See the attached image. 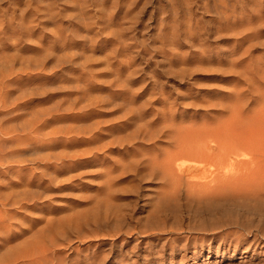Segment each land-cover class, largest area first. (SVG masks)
Returning a JSON list of instances; mask_svg holds the SVG:
<instances>
[{
	"label": "rangeland",
	"instance_id": "rangeland-1",
	"mask_svg": "<svg viewBox=\"0 0 264 264\" xmlns=\"http://www.w3.org/2000/svg\"><path fill=\"white\" fill-rule=\"evenodd\" d=\"M137 1L0 0V163H4V165L1 166L3 169L0 167V171H4L5 169V175H0V185H2L0 193H6L10 189H13L7 188L6 183L8 184L11 180L14 181L15 177H18V175L20 176V174H25L26 169H30L32 172L30 170L27 171L29 174L32 173V175L42 173L40 176H42L43 179V182H34L37 185L33 183L34 185L30 188V191L33 190L32 192H35L32 199L28 201L30 205L33 204L30 206L31 208L29 207L27 210L18 208L21 214L19 213V215L17 213L15 218L13 216L15 220L11 217L12 219L10 218L8 221L10 223V221L13 220L10 226L17 236V241L12 239L14 242L13 244L22 241L24 238L29 240L30 238L40 237L37 239L42 240L43 237L44 242L38 245V249L36 250L38 252L40 248H48V238H51V234L56 232L54 235H56L59 240H57L59 242L58 245H61V243L62 245H59L60 247H56V245L53 247L54 245H52V247L62 252L60 253L61 257L58 253L56 256L64 259L65 263L63 262L62 264H71L72 262V264H83L85 259V262L89 260L86 262L87 264H92L93 262L97 264L100 259H103L100 262H104L100 264H113V262L114 264H264V234L261 235L264 232V216L262 217L260 215L261 212L256 213V211L259 210L264 214V90L261 89L262 84L264 87V0H251L250 2H247L249 0H242L243 3L241 1L239 7L242 4L241 8L244 7L243 11H240L237 7L233 9L234 12L230 6L227 7L229 12L232 10V13H235V15L232 16L234 20L229 18L232 14L229 17H225L224 13H221L224 11L226 15H229L227 10L216 8L220 11L218 13L213 3H210L211 0L210 2H208L209 0H206V2L205 0H198L199 2H193V0L192 2L191 0H176V2H174L175 0H170V2L169 0ZM179 1L182 4L177 3ZM184 1H187L190 6L192 4L195 6L192 5L188 7L189 9L186 7L188 10L184 9L181 13V9H183L182 5L184 7ZM204 2H208V5H204ZM173 3L174 5L175 3L178 4L176 5V8H178L177 10L173 9L175 8ZM143 4L144 6H142ZM179 4H181L180 9ZM210 5H212L214 9H210L212 7ZM185 6H187L186 3ZM205 6H209L210 8L208 7L206 9ZM199 7L204 11H201V9L199 10ZM172 9L173 12H171ZM253 9H256V11H253ZM178 10L179 12H177ZM245 10L253 11L252 13L254 15H252L254 17H252V20H248V22L251 21L253 23H251V25L247 24L248 22L245 20L250 12H247V14ZM258 10L261 11V13L255 15V12H259ZM236 11L242 12V15L243 12L245 13L241 16L238 12L239 14L236 16ZM184 12L193 13L190 16ZM182 15H184V17ZM222 15L226 19L229 18V20H227L229 24L232 21V30L227 28L229 30L227 31L226 27L221 28L218 26V19L221 21V24L225 21ZM256 16H259V18L263 16V19L261 17L260 20L256 18ZM239 18L247 22L246 24L244 23L247 28L251 26L252 29L249 28L248 30L244 25V29L242 26L233 27L235 19L237 22ZM176 19L177 22L174 21ZM255 19H257V22H255ZM24 21L25 23H23ZM261 21L263 22L261 23ZM27 22L29 23L27 26L28 28L24 25ZM168 22H174L175 25L172 23L168 24ZM178 22L181 26L183 25V27L185 24L187 26H192L191 28H182L178 25ZM213 22L214 25H212ZM193 25H196V27H193ZM23 26L25 28H23ZM173 26L175 28H173ZM228 26L229 25H227V27ZM218 29L222 31H218ZM238 29L241 30V32ZM230 60L234 62V67ZM228 64H232L230 65L232 67L229 69L228 67L230 66H228ZM201 67L204 69L203 71H201L202 69L198 70V68ZM233 68H235V70ZM243 68H247L248 73L243 72L245 71ZM217 69H220V71L217 72ZM239 71L243 72V75ZM236 72H238V75H234ZM249 77L255 79V81L250 80ZM242 79L246 81L244 82ZM252 81L254 84L250 83ZM255 82H259L257 83L259 86H256L257 84ZM247 84H256L255 86L259 89L256 88L255 90L253 88L255 86L251 87L253 88L251 89ZM247 87L252 91H249L250 89ZM237 88L242 89L241 92L239 89L237 90ZM235 89L239 91L237 92L238 95L235 93ZM253 91L260 92H255L253 96L251 95V93H254ZM164 97L165 99H163ZM160 98L162 99L160 100ZM244 98L246 100L242 103L244 104L246 102V104L243 106L245 108L247 106L246 109L249 107H253L254 109L249 108L251 112H247V110L241 106L243 108V117L245 115V119L248 117L247 119L250 121L243 119L242 116V119L239 117L241 119H239L240 122L243 121L246 123L247 121L249 125L247 126L246 124L248 127H246L248 130L245 128L246 132L245 130H241L245 124L238 121V129L241 128L240 130L242 132L245 131L246 133H250V128L251 133L253 132L252 135L255 136V138L253 137L256 139L255 143L258 145L255 144L246 152L249 153V155L254 153L255 156L257 155L261 158L257 160V156L251 155L252 158H256L255 161L258 163L253 172L256 175L250 177L254 187L251 188L250 185L240 187L239 196L243 199L241 198V200L239 198L238 201L240 203L237 202L236 204L227 202L226 206L229 207H226V213L223 214L224 216L221 217V220L220 218H192L188 220L185 218L186 215L183 214V216H181L183 219L181 218L180 220L177 218L179 221L176 220L175 224L174 219L179 215L176 211H179L182 205H195L197 203L195 199H192V197L191 199L190 197L186 199L182 186L178 188L179 190L177 189L178 191H170L160 186L162 185V181L157 177L153 179L150 177L146 179L144 177L141 179L146 173L145 171V173L142 172V174L144 173L143 175L135 176L136 170L133 173L131 172L135 168V165L134 168L129 166L131 171H129L130 169L128 168V171L126 170L128 173L125 171V169H127L125 166L127 165L124 163L128 165L135 164L136 162L133 163L134 161H138L142 158V155H139L140 152L144 154V157L151 156L148 150L150 149L149 145L151 146L154 140L151 142L149 141L150 144L148 145L147 143L149 142L143 141L144 144H142V140L139 142V139H136L137 141L134 140V142L130 141L132 142L131 144H128L130 139H128V142H122L118 139L122 140L123 137L126 138L125 135L128 136L133 132V125L134 127L136 126V128L144 127L143 124H148V122H152L153 119H157L159 122H157V126H152L154 130L151 128V131H155V127H159L158 123L162 121V118L164 120L162 121L163 123L166 119L171 118V120H169L174 122H171L173 127L175 122V126H178L179 123L181 124V122L185 120L181 124L182 126H178L181 127V129L183 126L184 129H186L185 127L188 124V126L192 127L193 122H197L196 124L194 123L198 125L196 127H199V124L200 127L204 126L205 123L207 124L209 122L210 123L207 125L210 126V124H212L211 121L218 120V117L222 119L218 121H224V118L227 116H225L226 112L223 110L226 109L228 113L231 107L237 106V100L241 102ZM254 98L257 103L258 101L261 103L259 105L256 104V102L253 101ZM163 100L167 101L165 102ZM226 100L229 103L226 102ZM208 102L210 105L212 104L213 107H211L212 105L210 106ZM218 102L220 106H218V104L216 106ZM238 102L237 104L240 105V102ZM226 105L230 108L225 107ZM208 106L210 108H208ZM221 107L223 109L220 110ZM143 108L145 110L148 109L146 110L148 112L145 113L146 116L144 115L146 120L149 118L148 121L145 120L147 123H143L144 121L142 122L143 119H141L139 122L134 121L138 127L133 121L129 122L131 123L129 127H123L125 126L127 116H130L128 113L136 112L138 109H140V111L143 110L142 112H146ZM162 108L163 111L165 110V115L167 114L168 117L170 115L169 118L165 115L163 116L166 118L162 117V114H164ZM166 108L171 109V111L168 109L166 110ZM157 109L161 113H158ZM128 110L131 111L128 112ZM167 111L169 112L166 113ZM172 111H174L172 114L176 112V115H173L175 118H172L170 114ZM155 112H157L159 116ZM122 113H124L126 117H124L125 115ZM247 113L249 116H246ZM152 114L157 117L154 118ZM151 116L153 119H151ZM159 117H161V119H159ZM170 121H166L165 123L170 125ZM25 124H28V127H26ZM240 125H242V127ZM194 126L192 128H194ZM189 128L190 127H188V129ZM157 129L158 128H156V130ZM9 130L13 132V136L23 138L28 134L27 136L31 137H29V143H27L28 141L26 142L27 144L25 143L26 146L21 144L26 147V152H23V154L17 153L18 150L24 149V147L18 146L16 148L14 145L16 143L13 144L10 141H5L8 139L5 133ZM141 135L142 134L137 136ZM17 137H14V139L17 140ZM22 140L23 139H21V141ZM162 140H165V142ZM162 140L161 142L163 143L159 142L156 144V146H158L156 149L160 148L157 154L161 153L163 155L162 152L164 151L161 150L164 149L168 151L169 149L168 147L166 148L168 144H166L167 140L164 138ZM113 142L114 144H112ZM121 142L123 145L120 146L119 144H122ZM124 142L128 145L125 146L126 144ZM168 142H170V140H168ZM134 143H138V145ZM130 145H134L133 147L135 149L132 148L133 151ZM163 145L164 148L162 147ZM143 147H146V151ZM140 149H144V151ZM15 150H17L16 153ZM134 150L137 152L139 150V154H136L137 152L135 151L133 155ZM260 150L262 153L259 152ZM148 152L149 154H146ZM9 153H11L10 156L12 157L9 156ZM87 154L90 155L88 156ZM20 155L21 157H19ZM158 155L162 159L163 156L160 154ZM126 157L129 159L133 157L134 159L132 158V162L129 164L126 160L128 158ZM22 160H26V162L22 164L16 162ZM7 161L13 166V169L10 171L11 173L5 168V166H7ZM119 164L120 166L123 164L125 166L123 165V167H120ZM116 165L124 170H120ZM18 168L20 170L24 168L20 171V174L19 172L18 174L15 173L19 170ZM108 176H110V178H108ZM107 179L111 181L106 183V181H108ZM49 180H52V182L49 183ZM105 183L109 186L107 187ZM39 187L41 188L39 189ZM44 187L47 189L46 191H44ZM20 188L21 187H19V190H22ZM163 190L167 192L168 195L164 193ZM169 194L171 196H169ZM37 196H39V198ZM104 196L108 199L106 200ZM95 202L99 203V205L96 204L97 208L99 206L98 209L93 206ZM165 202L169 203V205L165 204L168 210L166 211L168 212L167 214L170 215L172 211H174L177 216L175 217V213H172L171 215L174 216L173 219L171 218L173 216L170 215L169 218L166 214L167 217H161L162 221L165 218H169L168 220L171 219V221L164 220L167 224H162V222H157L154 219L156 213H153L157 207L160 205L163 206ZM108 204L109 206H107ZM151 205H154L156 208ZM88 207H95V209L93 208L94 212L93 210V213L91 210L89 211L90 208ZM152 210L154 212H151ZM11 211L14 213L17 211V208L13 207ZM150 213L154 220L149 217ZM93 214L94 216H92ZM116 216H119L117 217L119 221H116L117 225L118 222L120 224V220L123 222L121 223L122 225L118 227L115 223H111L118 228V231L122 232L118 234L117 231V238L113 237L119 239L117 241L118 243L111 245V238L108 240V237L100 240L101 238H105L103 236L104 233L101 234V236L100 234H98L99 236L97 235L98 231H91L92 234L89 233V230L94 228L99 230V233L103 229L106 230L105 224L107 222L109 223V225L107 223L108 229H111L112 225L110 226V222L112 218L114 220L112 221L115 222ZM67 217H70L71 221L74 222H72V224L76 223V219L83 224L77 220L78 223L76 224L79 226V229L76 230L78 227L75 229L73 225V228L71 221L68 219L69 221L67 222L70 224H65L66 221H64L66 228L62 227L61 230L59 229L57 231L56 228L58 227L52 226L53 228L51 229L55 228V231L51 229H49L51 230L50 232L48 231L47 226H49V224L52 225L53 222L58 224L60 220H66ZM105 217L108 219L106 222L104 221L105 224H103L104 222L101 221H103ZM79 218L83 220L85 218L84 222L88 224L86 225L83 220ZM148 218L151 219V222L155 221V224L158 223L157 226L160 223V230H162L161 224H166L167 226L165 227L167 228L164 227L165 233L162 232L163 230L160 231L159 228L157 229L154 224L156 231H160V234L158 231L154 233L155 230H152V234V232H150L152 228L150 230L148 228V225L151 224ZM156 218L160 219L159 217ZM92 219L93 221L95 219V222L98 220L97 222L99 224H96L99 226L101 225L103 229L100 228L101 226L99 227L101 230L99 228L97 229L96 227H98V225L94 222L92 224L96 226L93 225L92 227ZM227 220L228 222L226 223L225 221ZM229 220L236 224L231 226ZM170 223H173V227L171 226L168 229V224ZM199 223L200 225H205L206 223L209 228H217V231H214L217 232L218 237H224V240L220 241V239H217L208 242L207 240H202V242L200 237H205L207 233H203L199 230ZM89 224L91 226L90 228L88 227ZM66 225H69L68 228ZM143 225H145V228ZM121 226L123 227L121 228ZM140 226L141 229L139 231L142 234L138 233V236L134 232L132 234H130L131 232L129 233L131 236L125 234L127 228L128 230L132 228L138 230ZM151 226L153 225L151 224ZM146 227L149 230V234L151 233L150 235L146 232ZM187 227L190 231L187 230L186 232V229H188ZM247 227L248 229L251 228L256 230L258 228L257 230H260L258 233L252 231L249 234ZM142 228L145 229L144 234ZM171 228L176 231L173 229L171 230ZM86 229H88V234H86ZM121 229H123L124 232ZM192 229H194L193 232ZM165 230L169 233H166ZM161 233H163V235ZM255 234H257L256 238H254ZM84 235H90V238L94 235V237L92 236V238L89 239L87 236L85 237L86 240L83 238ZM141 235L146 236H144V238L140 237ZM155 235L157 236L155 237ZM166 238L170 239L167 240ZM164 241H166V243ZM140 242L142 244H140ZM168 242L170 244H168ZM13 244L10 243L6 248L12 247ZM136 244L137 246L135 248ZM41 245L46 247L43 246L42 248ZM49 246L51 248V245ZM6 248L0 249V256L3 253L5 254ZM146 248H149L148 250L150 251L146 252ZM156 249H159L162 253L159 250L155 251ZM49 252H51V250ZM120 252L121 255L124 256L119 257V259L116 258L117 260L115 261L113 256L115 257V255ZM172 252L173 255H170ZM151 254H153L154 257ZM105 255H108V261L106 260V262L104 261L107 259ZM159 255L165 258L162 257L161 259ZM146 256L148 258H146ZM155 256H157L156 259ZM49 258L50 257H46L45 260L47 262L43 259H41L44 261L43 263L42 261L38 262H40L39 264H49L47 260ZM122 259H124V261H122ZM147 259H149L150 263L147 262ZM0 260H2V256ZM143 261L146 262L144 263Z\"/></svg>",
	"mask_w": 264,
	"mask_h": 264
},
{
	"label": "bare ground",
	"instance_id": "bare-ground-1",
	"mask_svg": "<svg viewBox=\"0 0 264 264\" xmlns=\"http://www.w3.org/2000/svg\"><path fill=\"white\" fill-rule=\"evenodd\" d=\"M137 1V0H136ZM187 1H189V0H187ZM187 1H184L185 3H186V5L187 6H185V3H184V7H183V5H182V8L183 9H181L182 11H181V13L184 11V9L185 10H188L189 8L188 7H191L192 5H194V4H192L191 6L190 5H188V2ZM195 1H198V0H193V2H195ZM200 1V0H199ZM198 1V2H199ZM204 1V0H203ZM208 1V0H207ZM241 1L242 0H211V2H210V0L208 1V2H210V3H213V5L215 6V9L216 8H218V9H222V10H227V7H231L232 8V10L233 9H236L237 7V9H239L240 11H243L244 9V7H242L241 8V6H242V4H241V6L239 7V5H240V3H241ZM251 0H249V1H247V2H250ZM137 2H140V1H137ZM169 2H170V0H169ZM174 2H176V0L174 1ZM191 2H192V0H191ZM205 2H206V0H205ZM204 2V5L206 4V5H208V2L207 3H205ZM146 3V2H145ZM177 3H181L180 1L179 2H177ZM177 3H175V5H174V3H173V6L175 7V8H173V6H172V8L173 9H175V10H177L178 8H176L177 6L176 5H178ZM190 3V2H189ZM209 3V4H210ZM242 3H243V1H242ZM182 4V3H181ZM181 4H179V9L181 8ZM199 4V3H198ZM197 4V5H198ZM203 4V3H202ZM245 4V3H244ZM243 4V6H245ZM247 4V3H246ZM249 4V3H248ZM256 4V3H255ZM133 5V4H132ZM135 5V4H134ZM145 5H147V4H145ZM196 5V6H197ZM200 5V4H199ZM198 5V6H199ZM258 5V4H257ZM142 6H144V4L142 5ZM141 6V7H142ZM195 6V5H194ZM203 6V5H202ZM210 6H212V5H210ZM127 7H128V5H127ZM126 7V8H127ZM134 7V6H133ZM145 7H147V6H145ZM188 9H187V8ZM206 7V6H205ZM209 6H207L206 7V9L208 8ZM248 7V6H247ZM210 8V7H209ZM245 8H246V6H245ZM171 9V8H170ZM173 9H172V11L171 12H173ZM194 9V8H193ZM192 9V10H193ZM201 8L199 7V10H200ZM210 9H214V7L212 6ZM218 9H216L217 11H218ZM247 9V8H246ZM260 9V8H259ZM30 10V9H29ZM143 10V9H142ZM197 10H198V7H197ZM197 10H195V11H197ZM221 10V11H222ZM232 10L229 12L228 10V12H229V15L227 14H225V12L223 11V12H221V13H224V15H225V17L226 16H230L231 14V16L229 17V18H231L232 19V16H234L235 15V13L233 14L232 13ZM249 10V9H248ZM248 10H245L246 11V13L247 12H250L249 14H248V16H246L247 18L245 19L247 22H248V20H252V17H254L253 15V11H256V9H253V11L251 12V11H248ZM157 11V10H156ZM167 11H169V10H167ZM191 11V10H190ZM201 11H204V10H202L201 9ZM215 11V10H214ZM234 11V10H233ZM240 11H238L240 14L242 13V12H240ZM259 11V10H258ZM158 12V11H157ZM175 12V11H174ZM177 12H179V10L177 11ZM189 12V11H188ZM188 12H184L185 14L187 13V14H189L190 16L192 15V13L193 12H191V14L190 13H188ZM220 11H218V13H219ZM227 12V13H228ZM235 12V11H234ZM237 11H236V16H237V14H239ZM205 13V12H204ZM216 13V12H215ZM244 13L245 12H243V15H244ZM256 14L255 15H257V14H260L261 13V11H259V12H255ZM155 14V13H154ZM157 14V13H156ZM206 14H207V12H206ZM217 14V13H216ZM253 14V15H252ZM12 15V14H11ZM152 15H153V13H152ZM195 15V14H194ZM212 15V14H211ZM214 15V14H213ZM218 15H220V14H218ZM242 14H241V16H243ZM183 17H184V15H182ZM223 16V15H222ZM260 16V15H259ZM259 16H256V18H259ZM21 17V16H20ZM196 17V16H195ZM262 17V19H263V16H261ZM261 17L259 18L260 20H261ZM185 18H186V16H185ZM193 18V17H192ZM214 18V17H213ZM216 18V17H215ZM223 18H224V16H223ZM229 18L228 19H226V18H224L223 20H225L224 21V23H222L221 24V21H219V19H218V26H220L221 28H225L226 27V29L227 28H229V29H231L232 27V21H231V25L228 23V21L227 20H229ZM189 19V18H188ZM217 19V18H216ZM216 19H215V21H216ZM220 19H221V16H220ZM243 19H244V17H243ZM182 20V19H181ZM232 20H234V17H233V19ZM238 20V19H237ZM245 20H240V18H239V22L237 21L236 22V19H235V23L233 24V27H239V26H242L243 27V25H244V23L246 24L247 22H244ZM257 19H255V22H257L256 21ZM175 22H177V19L176 20H174ZM229 21V22H230ZM259 21V20H258ZM11 22V21H10ZM29 22V21H28ZM26 23V24H24V25H26L25 27L26 28H28L27 26H28V24L29 23ZM223 22V21H222ZM234 22V21H233ZM254 22V21H253ZM254 22V23H255ZM263 21H261V23H262ZM23 23H25V21L23 22ZM169 23H172V24H174V22H168V24ZM187 23V22H186ZM251 21L250 22H248L247 24H249V25H251ZM20 24H22V23H20ZM167 24V23H166ZM171 24V25H172ZM177 24V23H176ZM182 24H183V22H182ZM190 24V23H189ZM215 24H217V23H215ZM221 24V25H220ZM253 24V23H252ZM256 24V23H255ZM260 24V23H259ZM23 25V24H22ZM21 25V26H22ZM171 25H169V26H171ZM175 25V24H174ZM178 25L179 26H181V24H179V22H178ZM212 25H214V22H213V24ZM226 25V26H225ZM227 25H229L228 27H227ZM9 26H10V24H9ZM165 26V25H164ZM177 26V25H176ZM192 26V25H191ZM191 26L190 25H186L185 24V26L183 27V25L181 26L182 28H187V27H190L191 28ZM209 26V25H208ZM245 26V25H244ZM257 26V25H256ZM24 26H23V28H25ZM166 27V26H165ZM193 27H196V25L194 26L193 25ZM219 27V28H220ZM241 27V28H242ZM167 28H168V26H167ZM170 28V27H169ZM172 28V27H171ZM173 28H175L174 26H173ZM179 28V27H178ZM245 28H247V26H245ZM249 28H251V26L249 27ZM249 28H247L248 30H249ZM253 28H255V27H253ZM233 29H235V28H233ZM240 29V28H239ZM238 29V30H239ZM243 29H244V27H243ZM252 29V28H251ZM256 29H257V27H256ZM220 29H218V31H219ZM232 30V29H231ZM236 30V29H235ZM220 31H222V30H220ZM227 31H229L228 29H227ZM240 32H241V30H239ZM244 31V30H243ZM231 32H234V31H231ZM248 32V31H247ZM175 33V32H174ZM225 33H226V30H225ZM170 34V33H169ZM176 34V33H175ZM172 35V34H171ZM171 35H170V37H171ZM168 36V35H167ZM166 36V37H167ZM218 36H219V33H218ZM166 37H164V38H166ZM244 37V36H243ZM249 37V36H248ZM218 38V37H217ZM220 38V37H219ZM173 39V38H172ZM200 39V38H199ZM169 40V39H168ZM205 40V39H204ZM201 41V40H200ZM246 41V40H245ZM235 49V48H234ZM164 51V50H163ZM206 51V50H205ZM229 52V51H228ZM205 53V52H204ZM237 53V52H236ZM234 56V55H233ZM229 57V56H228ZM204 58V57H203ZM207 59V58H206ZM231 59V58H230ZM202 60V59H201ZM204 60V59H203ZM222 60V59H221ZM235 60V59H234ZM180 61V60H179ZM232 61H233V59H232ZM231 60H230V62H232ZM254 61V60H253ZM252 61V62H253ZM204 62H205V60H204ZM229 62V61H228ZM229 62V63H230ZM256 62V61H255ZM202 63V62H201ZM201 63H200V65H201ZM199 64V63H198ZM207 64V63H206ZM232 64H233V67H234V62H232ZM232 64H228V66H230V65H232ZM223 65V64H222ZM247 65V64H246ZM254 65V64H253ZM177 66V65H176ZM207 66H209V65H207ZM218 66V65H217ZM216 66V67H217ZM242 66V65H241ZM257 66V65H256ZM196 67V66H195ZM206 67V66H205ZM232 66H230V67H228V69L229 68H231ZM242 68V67H241ZM240 68V69H241ZM199 69H202V67L201 68H198V70ZM206 69V68H205ZM234 70H235V68H233ZM243 69H245V71H243V70H241V71H243V72H245V73H248L247 72V68H243ZM256 69V68H255ZM204 69H202L201 71H203ZM218 71H220V69H217V72ZM241 71H239V72H241ZM250 71V70H249ZM252 71V70H251ZM180 72V71H179ZM216 72V71H215ZM214 72V73H215ZM222 72V71H221ZM231 72V71H230ZM243 72H241L242 73V75H243ZM225 73H227V72H225ZM238 72H236V73H234V75H236ZM251 74V73H250ZM191 75V74H190ZM238 75V74H237ZM252 75V74H251ZM176 76V75H175ZM240 76H241V74H240ZM245 76V75H244ZM259 77V76H258ZM5 78V77H4ZM243 78V77H242ZM250 78V80H254L255 81V79H251V77H249ZM243 80V79H242ZM244 82L246 81V80H243ZM249 81V80H248ZM257 81V80H256ZM2 82H3V80H2ZM241 83H243V82H241ZM247 83H249V82H247ZM250 83H252V84H254V82L252 81V82H250ZM256 83V82H255ZM257 83H259V82H257ZM256 83V84H257ZM252 84H247L248 86H250V88L251 87H253V86H255V85H252ZM238 85H240V84H238ZM246 85V86H247ZM241 86H242V84H241ZM240 86V87H241ZM243 86H245V85H243ZM256 86H259L258 84L256 85ZM253 87L255 90H256V88L257 87ZM233 87V86H232ZM219 88V87H218ZM247 88H249V87H247ZM249 88V89H250ZM253 88H251V89H253ZM261 88V87H260ZM239 89V91L241 92V90L242 89H240V88H237V90ZM248 89V90H249ZM249 90V91H252V90ZM257 89H259V88H257ZM261 89H263L264 90V87H263V84H262V88ZM229 90V89H228ZM236 89H235V93L237 94V92H239V91H237ZM245 90V89H244ZM246 92V91H245ZM254 93L252 94L251 93V95H253L254 96V94H255V92L257 93L258 91H253ZM260 92V91H259ZM258 92V93H259ZM153 93V92H152ZM263 93H264V91H263ZM236 94H233V95H236ZM238 95V94H237ZM160 96H162V95H160ZM159 96V97H160ZM252 96V97H253ZM158 97V98H159ZM259 97H260V95H259ZM256 98V97H255ZM255 98H254V100L253 101H255L256 102V104H260L261 102H259L258 101V103H257V101L255 100ZM162 98H160V100H161ZM163 99H165V97L163 98ZM167 99V98H166ZM257 99V98H256ZM154 100V99H153ZM156 100V99H155ZM227 100H229V99H227ZM226 100V102H228ZM241 100H242V98H241ZM246 99L244 98V100L243 101H239L240 102V105H238L237 104V102H238V100H237V102H236V105L237 106H233V107H229V106H225V107H229L230 108V111L227 113V111H226V109L225 110H223V111H225L226 112V114H225V116H227V117H225L224 118V121H218L219 119L220 120H222L220 117H218V120H215V119H217V118H215V119H213V120H215V121H211L212 122V124H210V126H208L207 124H209V123H205V125L204 126H201L200 127V124H199V127H196V126H198V125H195L196 123L195 122H193L192 123V127L194 126V128H192L191 126H188V127H190V128H192V129H188V127L186 126L185 128L186 129H188V130H186V129H184V126L182 127V129H181V127H178V126H182L181 124L185 121H183V122H181V124L179 123L178 124V126H175L176 125V122H175V125H174V127L171 125L172 123L171 122H173V121H170L171 120V118H169L170 117V115H169V117H168V115L166 114L165 115V113H164V111H163V108H162V112L164 113V114H162V117H164L163 115H165V116H167L169 119H166L165 120V122L166 121H170V125L169 124H166L165 122L163 123L162 121H164L163 120V118L161 119V117H159V119H161L162 121H160V123H158V126L160 127H155V131H151L150 129L152 128V126L154 127V125H156L157 124V122H159L157 119L156 120H154L153 119V117L155 118V117H157V116H155V115H153V117L151 116V119H153V121L152 122H148V124H143V123H145L146 121H148V119L149 118H147V120L144 118V115L146 116V114L145 113H147L148 111H146V110H148V109H144L146 112H142V111H140V109H138V111H136V112H130L131 110H128V112H130V113H128L130 116H127V118H126V120H125V126H123V127H126V126H128L129 127V125H131V123H129L130 121H138L139 122V120H141V119H143L142 120V124L144 125V127H139V128H136V126L134 127V125H133V132H131L132 133V135H131V133L129 134V135H131V136H127V135H125V137L126 138H124L123 137V139L122 140H120V139H118L119 141H127L128 142V139H130L129 140V142L130 141H132V142H134V140L135 141H137L138 139H139V142L142 140V144H144V142L146 141V142H151V141H153L151 144V146L149 145L150 144V142L149 143H147L148 145H149V147H150V149L148 150L149 152H150V154H151V156L149 155V157H144L143 155L144 154H141V152H140V154L138 153L139 152V150H138V152L136 151V150H134V153H133V155L135 154V151L137 152L136 154H139V155H142V160L141 159H139V160H141V161H139L138 159V161H134L133 163H135V164H132V165H128L127 163H124V164H126L127 166H125L124 164V166L125 167H127V169H125V171L127 170L128 171V168L130 169V167L131 168H134V165H135V168L131 171V169L129 170V171H131L132 173L133 172H135V170H136V175L135 176H139V175H141L142 174V172H144L145 174H146V176H145V174L141 177V179L142 178H146V179H148L147 177H150V178H154V177H157L159 180H161L162 181V185H160V186H163V188H166V189H169L170 191H176L180 186H182L183 188H184V192H185V195H186V199L187 198H189L190 197V199H191V197H192V199L194 198L195 199V201L197 202L195 205H182V206H180V208H179V211L177 212L176 210V213H179V215H178V217H176L177 215H176V213L174 212V211H172V213H175L174 214V216L176 217L175 219H174V216L173 215H171V216H173V217H171V218H173L174 219V221H175V224H176V220L177 221H179V219L181 220V216H183V214L184 215H186V219H188V220H191L192 218H195V219H205V218H212V219H215V218H220V220H221V217H223L224 215L223 214H225L226 213V207L228 208L229 206H226L227 204V202L229 203H231V204H236L237 202H239L238 200H239V198H240V196H239V188L240 187H242V186H245V185H250V187L252 188V187H254V185L252 184V182H251V176L253 177L254 175H256L255 173H253L254 172V170H255V168H256V166H257V161H255V159H254V157L252 158V156L251 155H253V156H255V154L253 153H251L250 151H248V152H250L251 153V155H249V153H247L246 151L247 150H249V148H251L252 146H254L256 143H255V141H256V139H254L255 138V136H253L252 134H253V132L251 133V131H250V128H249V132L250 133H246L247 131L245 130V128L249 125V124H247V121H250V120H248L247 118L245 119V115H244V117H243V108H245L244 106V104H246V102L243 104L242 102H244ZM163 101H165V100H163ZM167 101V100H166ZM165 101V102H166ZM230 101V100H229ZM264 101V100H263ZM0 102H1V99H0ZM131 102V101H130ZM238 102V103H239ZM248 102H250V101H248ZM163 103V102H162ZM207 103V102H206ZM229 103V102H228ZM235 103V102H234ZM233 103V104H234ZM253 103V102H252ZM208 104H209V102H208ZM217 104H218V106H220V104H219V102L218 103H216V106H217ZM264 104V103H263ZM262 104V105H263ZM210 105V104H209ZM212 105V104H211ZM210 105V106H211ZM235 105V104H234ZM244 105V106H243ZM262 105H260V106H262ZM201 106V105H200ZM232 106V105H231ZM243 108H242V107ZM252 106V105H251ZM253 106H254V104H253ZM264 106V105H263ZM262 106V107H263ZM206 107V106H205ZM211 107H213V105L211 106ZM249 107V106H248ZM130 108V107H129ZM136 108H138V107H136ZM157 108V107H156ZM208 108H210L209 106H208ZM246 108H247V106H246ZM245 108V109H246ZM249 108H253V107H249ZM248 108V109H249ZM133 109V108H132ZM135 109V108H134ZM142 109V108H141ZM165 109V108H164ZM168 108H166V110H167ZM215 109V108H214ZM221 109H223L222 107L220 108V110ZM246 109L247 110V112L248 111H250L251 109ZM254 109V108H253ZM256 109V108H255ZM263 109V108H262ZM158 110V109H157ZM168 110H170L171 111V109H168ZM216 110V109H215ZM246 110H244V111H246ZM127 111V110H126ZM154 111V110H153ZM156 111V110H155ZM218 111H219V109H218ZM253 111V110H252ZM169 111H167L166 113H168ZM251 112V111H250ZM156 114H157V112H155ZM158 113H161L159 110H158ZM172 113H174V111H172L170 114L172 115V118H175L173 115H176V112H175V114H172ZM218 113V112H217ZM229 113H230V115H229ZM256 113V112H255ZM122 114H124V113H122ZM121 114V115H122ZM125 114H126V112H125ZM124 114V115H125ZM149 114V113H148ZM229 116H228V115ZM251 114V113H250ZM257 114V113H256ZM261 114V113H260ZM260 114H259V117H260ZM123 115V116H124ZM158 115V114H157ZM249 116V114L247 113L246 114V116ZM149 116V115H148ZM159 116V115H158ZM161 116V115H160ZM243 117V119H245V120H247L246 121V123L245 122H243V121H241L242 122V124H245L244 126H243V129H241V128H239L238 129V126H239V124H238V121H239V117ZM253 116V115H252ZM252 116H250V117H252ZM124 117H126V115L124 116ZM205 117V116H204ZM224 117V116H223ZM222 117V118H223ZM242 117H241V119H242ZM249 117V118H250ZM254 117H255V114H254ZM258 117V116H257ZM120 118V117H119ZM164 118H166V117H164ZM264 118V117H263ZM150 119V120H151ZM177 119V118H176ZM226 119V120H225ZM240 119V120H241ZM251 119V118H250ZM253 119V118H252ZM146 120V121H145ZM244 120V121H245ZM254 120V119H253ZM255 120H256V118H255ZM124 121V120H123ZM180 121H182V120H180ZM196 121V120H195ZM198 121V120H197ZM113 122V121H112ZM132 122V123H133ZM190 122H192V121H190ZM199 122V121H198ZM201 122H203V121H201ZM214 122V123H213ZM240 122V121H239ZM240 122V123H241ZM115 123V122H114ZM135 123V125H137L136 124V122H134ZM147 123V122H146ZM174 123V122H173ZM195 123V124H194ZM200 123V122H199ZM124 124V123H123ZM191 124V123H190ZM246 124H247V126H246ZM253 124V123H252ZM26 125V124H25ZM28 125V124H27ZM26 125V127H28ZM118 125V124H117ZM139 125H140V123H139ZM142 125V126H143ZM162 125V126H161ZM202 125V124H201ZM113 126H115V125H113ZM122 126V125H121ZM157 126V125H156ZM241 127H242V125H240ZM131 127V126H130ZM137 127H138V125H137ZM176 127V128H175ZM196 127V128H195ZM250 127V126H249ZM24 128V127H23ZM135 128H136V130H135ZM156 128H158L157 130H156ZM248 128V127H247ZM246 128V129H247ZM95 129V128H94ZM115 129V128H114ZM116 129H118V128H116ZM153 130H154V128H152ZM184 129V130H183ZM245 130V131H241V130ZM240 130V131H239ZM248 130V129H247ZM96 131V130H95ZM6 132V131H5ZM81 132H83V131H81ZM91 132H93V131H91ZM113 132V131H112ZM12 131H7V133H5V135H7L6 137H8V139H6L5 141H10V142H12L13 144L14 143H16V144H14L15 145V147L17 148L18 146H21V147H24V149H21V150H15V153H16V151H17V153H22L23 154V152H26V150H25V146H26V144L27 143H29V137L27 136L28 134H26L23 138H21V137H17V136H13L12 135ZM117 133V132H116ZM142 134L141 136H137V135H140V134ZM90 134V133H89ZM88 134V135H89ZM98 134V133H97ZM126 134H128V133H126ZM91 135V134H90ZM113 135V134H112ZM162 137H161V136ZM115 136V135H114ZM14 137H17L16 139L17 140H15L14 139ZM28 137V138H27ZM86 137V136H85ZM254 137V138H253ZM5 138V137H4ZM31 138V137H30ZM121 138V137H120ZM166 139L167 141H166V148L168 147V151H166V150H161V151H164V152H162L163 153V155L161 154V153H158V154H160V155H162L163 157H162V159L160 158V156L157 154V151H159L160 150V148L159 149H156L158 146H156V144L157 143H159V142H161V140L162 139ZM257 138V137H256ZM21 139H23L22 141H21ZM133 139V140H132ZM137 139V140H136ZM15 140V141H14ZM168 140H170V142H168ZM14 141V142H13ZM23 141H25V142H23ZM28 141V142H27ZM90 141V140H89ZM112 141H113V138H112ZM144 141V142H143ZM163 142H165V140H162ZM27 142V143H26ZM38 142V141H37ZM111 142V141H110ZM117 142V141H116ZM121 142V143H122ZM128 142V144H131L132 142H130L129 143ZM138 142V143H139ZM163 142H161V143H163ZM26 143V144H25ZM126 145L125 146H127L128 144L126 143V142H124ZM136 143V142H135ZM134 143V144H135ZM138 143L137 144H135V145H138ZM20 144V145H19ZM21 144H24L25 146H22ZM112 144H114V142L112 143ZM119 144V143H118ZM146 144V143H145ZM146 144V145H147ZM13 145V146H14ZM31 145V144H30ZM120 146L121 145H123V143L122 144H119ZM256 145H258V144H256ZM28 146H29V144H28ZM109 146V145H108ZM131 146V145H130ZM134 146V145H133ZM133 146H131V150L133 151V149H135ZM140 146V145H139ZM144 146V145H143ZM42 147V146H41ZM163 148H164V145L162 146ZM256 147V146H255ZM129 148V147H128ZM133 148V149H132ZM144 149L146 148V147H143ZM130 149V148H129ZM129 149H128V151H129ZM141 149H142V147H141ZM140 149V150H141ZM144 149L143 150H141V151H144ZM162 149V148H161ZM253 149V148H252ZM36 150V149H35ZM27 151H28V149H27ZM32 151V150H31ZM85 151H88V150H85ZM145 151H146V149H145ZM253 151V150H252ZM4 152V151H3ZM92 152V151H91ZM101 152V151H100ZM149 152L148 153H146V154H149ZM260 153H262V151L260 150L259 151ZM80 154V153H79ZM11 155V153H9V156ZM12 155H13V153H12ZM82 155V154H81ZM88 155V154H87ZM90 155V154H89ZM88 155V156H89ZM92 155V154H91ZM130 155V154H129ZM131 155H132V153H131ZM249 155V156H248ZM263 155V154H262ZM93 156V155H92ZM103 156V155H102ZM125 156H127V155H125ZM136 156V155H135ZM257 156V155H256ZM255 156V157H256ZM10 157H12V156H10ZM19 157H21V155L19 156ZM77 157V156H76ZM75 157V158H76ZM140 157V156H139ZM258 157V156H257ZM71 158V157H70ZM126 158H128V157H126ZM133 158V157H132ZM132 158H128V159H126L127 161H128V163L130 164L131 162H132ZM143 158H145V159H143ZM54 159V158H53ZM134 159V158H133ZM261 158L260 157H258L257 158V160H260ZM49 160V159H48ZM123 160V159H122ZM129 160H130V162H129ZM136 160V159H135ZM46 161H47V159H46ZM45 161V162H46ZM18 164H22L23 162H26V160H22V161H16ZM12 163V162H11ZM6 164H7V166H5V168H7V171L8 172H10L12 169H13V166L12 165H10V162L9 161H7L6 162ZM25 164V163H24ZM42 164H44V163H42ZM110 164V163H109ZM116 164H117V162H116ZM120 164H121V162H120ZM120 164H119V166H120ZM2 165H4V163L2 164V163H0V167L2 166ZM123 165H121L120 167H123ZM45 166V165H44ZM48 166V165H47ZM46 166V167H47ZM117 166V165H116ZM119 166H117L118 168H120ZM130 166V167H129ZM117 167H116V169H117ZM124 167V168H125ZM56 168V167H55ZM111 168V167H110ZM1 169H3L2 167H1ZM19 169V168H18ZM24 169V168H23ZM23 169H19V170H17V172H15V173H17L18 174V172H19V174H20V171H22ZM115 169V170H116ZM30 170V169H26V172H25V174H23V175H21L20 174V176L18 175V177L16 176L15 177V179H14V181H9V183L7 184L6 183V187L7 188H13V189H10L8 192H6V193H0V249H3V248H6V246H8L10 243H14L13 242V240L12 239H14V241L17 239V236H16V233L15 232H13V230L11 229V221H13V220H15L14 218L17 216V213L19 214L20 212L18 211V208L19 209H24V210H27L31 205H33V204H29L28 203V201H30L31 199H32V197L34 196V193L35 192H32V191H30V188H31V186L32 185H37L36 183H34V182H43V179H42V176H40L41 174H38V173H36V174H33L32 175V173H28V171ZM55 170V169H54ZM120 170H124V169H122V168H120ZM4 171H5V169H4ZM3 170L2 171H0V175H5V172H4ZM25 171V170H24ZM31 171V170H30ZM112 171V170H111ZM126 171V172H127ZM32 172V171H31ZM11 173V172H10ZM116 173V172H115ZM122 173V172H121ZM128 173V172H127ZM8 174V173H7ZM14 174V173H13ZM16 174V175H17ZM9 175V174H8ZM112 175V174H111ZM110 175V176H111ZM44 176V175H43ZM49 176V175H48ZM110 176H108V178H110ZM134 176V175H133ZM6 177V176H5ZM256 177V176H255ZM51 178V177H50ZM107 178V177H106ZM112 178V177H111ZM149 178V179H150ZM138 179V178H137ZM53 180V179H52ZM52 180H49L48 182L49 183H51L52 182ZM106 180V179H105ZM108 180V179H107ZM135 180V179H134ZM139 180V179H138ZM253 180V179H252ZM111 180H108V181H106V183H108V182H110ZM150 182V181H149ZM34 183V184H33ZM105 183V184H106ZM134 184V183H133ZM44 185V184H43ZM107 185V184H106ZM139 185V184H138ZM253 185V186H252ZM2 185H0V189H2V187H1ZM39 186V185H38ZM42 186V185H41ZM109 185H107V187H108ZM111 186H113V185H111ZM19 187H21L20 189H22V190H19ZM36 187V186H35ZM14 188H15V190H14ZM41 187H39V189H40ZM43 188V187H42ZM45 188V187H44ZM110 188V187H109ZM109 188H106V189H109ZM162 188V187H161ZM112 189V188H111ZM255 189V188H254ZM253 189V190H254ZM18 190V191H17ZM42 190V189H41ZM41 190H40V192H41ZM47 189L45 188V190L44 191H46ZM179 190V189H178ZM177 190V191H178ZM7 191V190H6ZM34 191H36V190H34ZM104 191H106V190H104ZM110 191V190H109ZM163 192H164V190H163ZM162 192V193H163ZM45 193V192H44ZM44 193H43V195H44ZM48 193V192H47ZM161 193V192H160ZM164 193H167V192H164ZM163 193V194H164ZM40 194V193H39ZM49 194V193H48ZM38 195V194H37ZM41 195V194H40ZM162 195V194H161ZM166 195V194H165ZM167 195H168V193H167ZM46 196V195H45ZM164 196V195H163ZM169 196H171L170 194H169ZM38 198H39V196H37ZM43 197V196H42ZM99 198V197H98ZM104 198L106 199V197L104 196ZM171 198V197H170ZM242 198V197H241ZM240 198V199H241ZM108 199V198H107ZM106 199V200H107ZM243 199V198H242ZM241 199V200H242ZM34 200V199H33ZM105 200V201H106ZM165 200V199H164ZM168 200V199H167ZM189 200V199H188ZM102 201V200H101ZM192 202V201H191ZM28 203V204H27ZM31 203V202H30ZM103 203V202H102ZM157 203H159V202H157ZM161 203V202H160ZM174 203V202H173ZM190 203V202H189ZM240 203V202H239ZM34 204H35V202H34ZM39 204V203H38ZM37 204V205H38ZM96 204H98L99 205V203L98 202H95L94 204H93V206H97ZM165 204H168L169 205V203H167V202H165L164 204H163V206L162 205H160L159 207H155L154 205L152 206V207H154V208H156V210H155V212L152 210L151 212H154L153 214H155L154 215V219L157 221V222H162V224L163 223H166V221L170 218V215H168L167 213L168 212H166V211H168L167 210V208H166V206H165ZM191 204V203H190ZM242 204V203H241ZM106 205V204H105ZM105 205H104V207H105ZM92 206V205H91ZM107 206H109V204L107 205ZM178 206V205H177ZM13 207H16L17 208V211L16 212H14V213H12V211H14V210H12L11 211V208H13ZM95 207H88V208H90L89 209V211L91 210V212H92V210H93V208L95 209ZM102 207V206H101ZM100 207V208H101ZM179 207V206H178ZM233 207V206H232ZM31 208V207H30ZM97 208V207H96ZM98 208H99V206H98ZM97 208V209H98ZM237 208V207H236ZM153 209V208H152ZM172 209V208H171ZM229 209H231V208H229ZM228 209V210H229ZM235 209V208H234ZM255 209V208H254ZM21 211V210H20ZM89 211H88V213H89ZM97 211V210H96ZM99 211V210H98ZM232 211V210H231ZM239 211V210H238ZM238 211H237V213H238ZM254 211H256V210H254ZM93 212H94V210H93ZM92 212V213H93ZM164 212V213H163ZM166 212V213H165ZM228 212V211H227ZM230 212V211H229ZM234 212V211H233ZM257 212H261V216L263 217L264 216V214L262 213V211H259V210H257L256 211V213ZM232 213V212H231ZM21 214V213H20ZM19 214V215H20ZM85 214H86V212H85ZM112 214V213H111ZM126 214V213H125ZM158 214V215H157ZM166 214L169 216V218H165V219H163V221H162V218L161 217H165L166 216ZM235 214H236V212H235ZM16 215V216H15ZM115 215H117V214H115ZM151 213H150V215H149V217L151 218V219H153V216L151 217ZM229 215V214H228ZM13 216H14V218H13ZM92 216H94V214L92 215ZM91 216V217H92ZM180 216V217H179ZM258 216V215H257ZM13 218V220H11L10 221V223L8 222L9 221V219L10 218ZM24 217V216H23ZM78 217H80V216H78ZM117 217H119V216H116V218H115V222H113L114 220H113V218H112V220H111V222H110V226L112 225L111 223H115V225H117L116 223V221H119L118 219L119 218H117ZM156 217H159L160 219H157ZM167 217V216H166ZM261 217V218H262ZM11 218V219H12ZM64 218V217H63ZM94 218V217H93ZM98 218V217H97ZM150 218H148V219H150ZM177 218H179V219H177ZM61 219V218H60ZM71 221V218L70 217H67V219L66 220H64L63 219V221L62 220H60L59 222L57 221V220H55V221H57L58 222V224L55 222H53L52 223V225H50L49 224V222H48V224H49V226H47L48 227V231L50 232L51 230H54V229H51V228H53L54 226H57L58 228H56L57 229V231L60 229H62V227L64 228L65 227V225H64V221H66L65 222V224L67 223V224H70V223H68L67 221H69V220ZM76 219V218H75ZM80 220H83V219H81V218H79ZM99 219V218H98ZM108 219V218H107ZM106 217H105V219L103 220V221H101V222H106ZM109 219H111V218H109ZM117 219V220H116ZM151 219H150V223L153 225V226H151V224L150 225H148V223H147V225H148V228H149V230L151 229V231L150 232H152V234H153V231L152 230H155L154 231V233L155 232H157L156 231V228H155V226L157 227V229L160 227V223H159V225L157 226V224L158 223H154L155 221H152L151 222ZM153 219V220H154ZM183 219V218H182ZM45 220V219H44ZM59 220V219H58ZM77 220L78 219H76L75 221H76V223H78L77 222ZM84 220H85V218H84ZM84 220H83V222H84ZM87 220V219H86ZM126 220V219H125ZM158 220H161V221H158ZM164 220H166V221H164ZM219 220V221H220ZM225 220V219H224ZM34 221V220H33ZM79 221V220H78ZM90 221V220H89ZM92 221V222H91ZM90 222H91V224L94 222L95 224L96 223H98L97 221L98 220H96V222H95V219H94V221H93V219L91 220ZM108 221H110V220H108ZM169 222L171 221V219L170 220H168ZM203 221V220H202ZM201 221V222H202ZM230 221V220H229ZM38 222V221H37ZM36 222V223H37ZM52 222V221H51ZM72 222L73 221H71V225L73 226H75V229L76 230H78L79 229V226L75 223V224H72ZM80 223H81V221H79ZM89 222V223H90ZM105 222L103 223V224H105ZM172 222H173V220H172ZM226 223L228 222V220L227 221H225ZM224 222V223H225ZM74 223V222H73ZM79 223V224H80ZM86 225L88 224L87 222H84ZM108 223V222H107ZM107 223L105 224L106 225V230H104L103 229V227L101 226H99L98 224H96V225H98V227H96L97 229L100 227V228H102L103 230H101L100 228V230L102 231H100V233H99V230H96L95 228V230L94 229H92V230H89L88 232L89 233H91V231L93 232V231H98V233H97V235L98 234H100V236H101V234H103L104 233V237L105 238H101L100 240H102V239H106V237H108V240H109V238H111V245H114V244H116V243H118L117 241L119 240V239H115V238H113V237H116V235H117V231H118V226L119 225H122L121 223H123L122 222V220H120V224H119V222H118V225H117V227L113 224L112 225V227L113 226H115V227H111V229H108V227H107ZM145 223H146V221H145ZM144 223V224H145ZM174 223V222H173ZM173 223H170V224H168V229L172 226V224ZM178 223V222H177ZM203 223H204V221H203ZM218 223V222H217ZM221 223V222H220ZM225 223V224H226ZM230 223H231V226L233 225H235L236 223H233V222H231L230 221ZM261 223H262V221H261ZM13 224V223H12ZM31 224V223H30ZM55 224V225H54ZM57 224V225H56ZM81 224H83V223H81ZM80 224V225H81ZM84 224V225H85ZM135 224H136V222H135ZM134 224V225H135ZM154 224H155V226H154ZM161 224V226H162V230H160V228H159V230L160 231H162V232H164V227L165 226H167L166 224H164V225H162ZM213 224V223H212ZM71 225H70V227H71ZM77 225V226H76ZM93 225L94 224H92L91 226L93 227ZM96 225H94V226H96ZM108 225H109V223H108ZM221 225H222V223H221ZM228 225V224H227ZM35 226V225H34ZM51 226V227H50ZM53 226V227H52ZM67 226V228H68V226L69 225H66ZM74 226H73V228H74ZM90 226V224H89V228L91 227ZM126 226V225H125ZM150 226V227H149ZM199 230H201L203 233H207L206 234V236L205 237H200V240L202 241V240H207V242L208 241H214V240H217V239H220V241L221 240H224V237H218V235H217V232H215V231H217V228L216 229H214V227L213 228H209V227H207V224L205 223V225H200V223H199ZM219 226V225H218ZM217 226V227H218ZM223 226H225V225H223ZM237 226V225H236ZM81 227V226H80ZM87 227V228H88ZM105 227V226H104ZM123 226H121V228H122ZM127 227V226H126ZM136 227V226H135ZM138 227V226H137ZM143 227L145 228V225H143ZM153 227H154V229H153ZM173 227V226H172ZM216 227V226H215ZM66 228V227H65ZM86 228V227H85ZM84 228V229H85ZM115 228H117V229H115ZM132 228V227H131ZM148 228L146 227V232L149 234V230H148ZM165 228H167V227H165ZM179 228V227H178ZM178 228H177V230H178ZM188 228V227H187ZM191 228V227H190ZM244 228V227H243ZM43 229V228H42ZM49 229H51V230H49ZM141 229V226L139 227V229L138 230H136V228H132V229H129L128 230V228H127V230H126V232H125V234H127V235H130V234H132L133 232L135 233V234H137V236H138V233H141L139 230ZM168 229H166V230H168ZM173 228H171V230H172ZM182 229V228H181ZM185 229V228H184ZM247 229H248V227H247ZM258 229V228H257ZM255 230V229H248V233L250 234V232H252V231H255V232H257L258 233V231L260 230ZM71 230V229H70ZM72 230H74V229H72ZM82 230V229H81ZM87 230L88 229H86V234H88L87 233ZM120 230V229H119ZM123 232H124V230L123 229H121ZM144 230V231H143ZM165 230V231H166ZM174 230V229H173ZM187 230L188 231H190V229L188 228V229H186V232H187ZM193 230L194 229H192V232H193ZM199 230H197V231H199ZM215 230V231H214ZM55 231V230H54ZM54 231H52V232H54ZM128 231V232H127ZM160 231H158L159 232V234H160ZM174 231H176V230H174ZM174 231H172V232H174ZM182 231V230H181ZM263 231V230H262ZM61 232V231H60ZM63 232V231H62ZM72 232V231H71ZM120 231H118V234H121L122 232H120ZM131 232V233H130ZM142 232H143V234H144V232H145V229H143L142 228ZM185 232V233H186ZM39 233V232H38ZM41 233V232H40ZM56 232H54V234H55ZM58 233V232H57ZM83 233H85V232H83ZM113 233V234H112ZM115 233V234H114ZM130 233V234H129ZM165 233V232H164ZM166 233H169V232H167L166 231ZM260 233H261V231H260ZM25 234V233H24ZM23 234V235H24ZM53 233L51 234V238H48L49 239V241H47L48 243L47 244H49V245H51V248H50V246L48 245V248L46 247V246H44V247H46V248H43V246L41 245V247L43 248V249H41L40 248V252L38 251H36L37 249H38V245H40L42 242H44V238L41 236V234H40V236L42 237V240H38L37 238H40V237H34L33 239H31L30 238V236H29V238L31 239H27L26 240V238H24L22 241H19V242H17V243H15V244H13L12 245V247H7L6 248V252H5V254L3 253V252H1V253H3L1 256H2V260H0V264H29V263H36V264H39L40 262H38V261H42L41 259H43V260H45L46 259V257H50L49 259H50V261H49V259H47L48 260V262H49V264H62L63 262H64V259L62 258H58V257H56L57 256V253L60 255V257H61V254L60 253H62L61 251L59 252V250L57 249H53V247H55V245H56V247H58L59 245H58V238L56 237V235H54ZM59 234V233H58ZM64 234V233H63ZM92 234V233H91ZM90 234V235H91ZM124 234V233H123ZM142 234V233H141ZM146 234V233H145ZM151 234V233H150ZM149 234V235H150ZM162 235H163V233H161ZM264 234V232L261 234V235H263ZM38 235V234H37ZM54 235V236H53ZM77 235V234H76ZM79 235V234H78ZM90 235H84L83 236V238L84 239H86L85 237H87V238H89V239H91L92 238V236L94 237V235H92L91 236V238L89 237ZM97 235H95V236H97ZM157 235H158V233H157ZM157 235H155V237L157 236ZM170 235V234H169ZM188 235V234H187ZM60 236V235H59ZM64 236V235H63ZM99 236V235H98ZM123 236V235H122ZM131 236V235H130ZM144 236H146V235H141L140 237H144ZM148 236V235H147ZM255 237L254 238H256L257 237V234H255L254 235ZM25 237V236H24ZM126 237V236H125ZM159 237V236H158ZM190 237V236H189ZM226 237V236H225ZM263 237H264V235H263ZM21 238V237H20ZM82 238V237H81ZM82 238V239H83ZM117 238V237H116ZM145 238V237H144ZM237 238H239V237H237ZM77 239H78V237H77ZM79 239H80V237H79ZM125 239H127V238H125ZM147 239V238H146ZM159 239V238H158ZM157 239V240H158ZM167 239V238H166ZM170 239V238H169ZM169 239H167V240H169ZM177 239V238H176ZM187 239H188V237H187ZM58 240V241H57ZM87 240V239H86ZM107 240V241H108ZM145 240V239H144ZM148 240V239H147ZM153 240V239H152ZM156 240V239H155ZM164 240V239H163ZM166 240V241H167ZM174 240V239H173ZM189 240V239H188ZM191 240V239H190ZM237 240V239H236ZM263 240H264V238H263ZM17 241V240H16ZM79 241V240H78ZM81 241V240H80ZM105 241V240H104ZM166 241H164L165 243H166ZM179 241V240H178ZM146 242V241H145ZM151 242V241H150ZM153 242V241H152ZM157 242V241H156ZM171 242V241H170ZM173 242V241H172ZM194 242V241H193ZM203 242V241H202ZM65 243V242H64ZM68 243V242H67ZM81 243H82V241H81ZM148 243H149V241H148ZM160 243V242H159ZM256 243V242H255ZM69 244H70V242H69ZM140 244H142L141 242H140ZM150 244H152V243H150ZM168 244H170L169 242H168ZM251 244V243H250ZM52 245H54L53 247H52ZM61 245H62V243H61ZM60 245V246H61ZM71 245V244H70ZM139 245V244H138ZM158 245V244H157ZM160 245V244H159ZM256 245V244H255ZM36 246V247H35ZM59 246V247H60ZM136 246H137V244L135 245V248H136ZM139 246H141V245H139ZM147 246H148V244H147ZM146 246V247H147ZM151 246H154V245H151ZM162 246V245H161ZM166 246V245H165ZM261 246V245H260ZM264 246V245H263ZM34 247V248H33ZM40 247V246H39ZM101 247V246H100ZM149 247V246H148ZM141 248H142V246H141ZM150 248V247H149ZM148 248V249H149ZM162 248V247H161ZM163 248H164V246H163ZM162 248V249H163ZM178 248V247H177ZM235 248V247H234ZM33 249H35V250H33ZM142 249H144V248H142ZM147 249V248H146ZM145 250L146 252L147 251H150V250ZM161 249V250H162ZM186 249V248H185ZM249 249V248H248ZM42 250V251H41ZM51 250V252H49ZM114 250V249H113ZM141 250V249H140ZM152 250H154V249H152ZM159 250V249H158ZM157 249L155 250V251H158ZM142 251V250H141ZM160 251V250H159ZM46 252H48L49 253V255H48V253H46ZM110 252V251H109ZM145 252V253H146ZM154 252V251H153ZM161 252V251H160ZM92 253V252H91ZM95 253V252H94ZM112 253V252H111ZM151 253V252H150ZM156 253V252H155ZM155 253H154V255H155ZM162 253V252H161ZM177 253V252H176ZM110 254V253H109ZM108 254V255H109ZM160 254V253H159ZM4 255V256H3ZM58 255V256H59ZM108 255L105 257V258H107V259H105L104 261L106 262V260L108 261ZM148 255H150V254H148ZM151 255H153V254H151ZM154 255H153V257H154ZM170 255H173V252L170 254ZM0 256V257H1ZM87 256H89V255H87ZM92 256V255H91ZM91 256H90V258H91ZM124 256V255H123ZM122 255H121V252L119 253V254H117V255H115V257L113 256V258L115 259V261L117 260V259H119V257H123ZM160 257H161V255H159ZM100 257V256H99ZM110 257V256H109ZM112 257V256H111ZM156 257L157 256H155V259H156ZM163 257V256H162ZM162 257H161V259H162ZM97 258V257H96ZM102 258V257H101ZM117 258V259H116ZM125 258V257H124ZM139 258V257H138ZM146 258H148L147 256H146ZM145 258V259H146ZM163 258H165V257H163ZM169 258V257H168ZM95 259V258H94ZM100 259V258H99ZM150 259V258H149ZM149 259H147V262H149ZM80 260V259H79ZM78 260V261H79ZM82 260V259H81ZM84 260V259H83ZM86 260V259H85ZM85 260H84V262H83V264L85 263V264H87L86 262L87 261H89V260H87L86 262H85ZM92 260V259H91ZM90 260V261H91ZM101 260H103V259H100V261ZM143 260H144V258H143ZM37 261V262H36ZM46 261V260H45ZM66 261V260H65ZM76 261H77V259H76ZM100 261H98L97 262V264H100V263H104L103 261L102 262H100ZM120 261V260H119ZM122 261H124V259H122ZM44 261H42V263H43ZM47 262V261H46ZM80 262V261H79ZM144 263L146 262V261H143ZM143 262H141V263H143ZM153 262V261H152ZM172 262V261H171ZM41 263V264H42ZM65 263V262H64ZM73 263V262H72ZM71 263V264H72ZM92 263V262H91ZM94 264H95V262H93ZM92 263V264H93ZM118 263V262H117ZM150 263V262H149ZM76 264V263H75ZM79 264V263H78ZM90 264V263H89ZM106 264V263H105ZM113 264H114V262H113ZM136 264V263H135ZM151 264V263H150Z\"/></svg>",
	"mask_w": 264,
	"mask_h": 264
}]
</instances>
